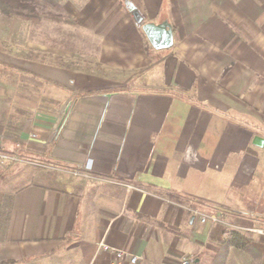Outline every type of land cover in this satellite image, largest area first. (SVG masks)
Listing matches in <instances>:
<instances>
[{"label":"crops","instance_id":"0c3cea01","mask_svg":"<svg viewBox=\"0 0 264 264\" xmlns=\"http://www.w3.org/2000/svg\"><path fill=\"white\" fill-rule=\"evenodd\" d=\"M61 1L66 41L2 39L0 264H108L103 240L138 264H208L222 222L264 228V0ZM255 239L258 261L225 264H264Z\"/></svg>","mask_w":264,"mask_h":264},{"label":"trees","instance_id":"16d2710c","mask_svg":"<svg viewBox=\"0 0 264 264\" xmlns=\"http://www.w3.org/2000/svg\"><path fill=\"white\" fill-rule=\"evenodd\" d=\"M0 10L10 14L18 22L38 24L41 20H50L57 24L74 25L70 18L62 14L61 0H0ZM255 240L253 233L226 227L218 250L208 264H225L230 249L241 250L248 254L253 262L258 261L260 254L253 245Z\"/></svg>","mask_w":264,"mask_h":264},{"label":"rangeland","instance_id":"374dc122","mask_svg":"<svg viewBox=\"0 0 264 264\" xmlns=\"http://www.w3.org/2000/svg\"><path fill=\"white\" fill-rule=\"evenodd\" d=\"M16 26V28L19 27H27L32 25L33 27L40 26L39 30L40 32H27L24 31L19 34V37L16 39V42L18 43V39L22 36L23 38H27L28 40L32 41H38V42H44L47 44L48 42L57 44V42L60 41H66V32L62 33V31H67V28L64 24H57L50 20H41L38 24L35 23H29V22H18L13 16L10 14L4 13L0 10V40L2 43H0V51L3 52V38H4V31H9L10 26ZM22 28H20V31H23ZM18 30V29H17ZM71 32V30H70ZM18 36V35H17Z\"/></svg>","mask_w":264,"mask_h":264},{"label":"built area","instance_id":"2783aa9c","mask_svg":"<svg viewBox=\"0 0 264 264\" xmlns=\"http://www.w3.org/2000/svg\"><path fill=\"white\" fill-rule=\"evenodd\" d=\"M0 157L5 158L4 156H0ZM73 174L81 175L80 172L78 171H73ZM191 212L198 218L199 222L202 224L209 223L213 225V224L222 222L221 219L215 215L204 214L197 210H191ZM222 223L225 224L226 227H230L232 229H241V230L253 233L255 235H258L259 237H261L262 241L264 242V228L245 229V228L232 226L224 222ZM97 249L99 251H103L110 255V261L108 264H138L140 260L138 256L128 253L127 251L123 249L114 248L108 245L104 240L98 243ZM181 264H193V260L192 259L183 260Z\"/></svg>","mask_w":264,"mask_h":264},{"label":"water","instance_id":"95a60500","mask_svg":"<svg viewBox=\"0 0 264 264\" xmlns=\"http://www.w3.org/2000/svg\"><path fill=\"white\" fill-rule=\"evenodd\" d=\"M134 21L141 25L142 32L147 38L149 44L155 50H163L171 48L173 45V32L171 25L164 21L159 24L155 23H144L142 16L139 12L133 7H129ZM252 144L258 148L264 146V139L261 137L255 136L252 140ZM196 262H193L195 264Z\"/></svg>","mask_w":264,"mask_h":264}]
</instances>
